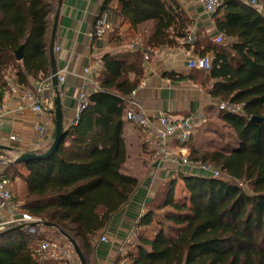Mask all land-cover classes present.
<instances>
[{"label": "trees", "instance_id": "1", "mask_svg": "<svg viewBox=\"0 0 264 264\" xmlns=\"http://www.w3.org/2000/svg\"><path fill=\"white\" fill-rule=\"evenodd\" d=\"M120 1L133 26L154 22L147 46H173L176 38H188L189 19L178 0ZM57 5L58 0H0V92L10 80L28 87L32 78L49 75ZM213 15L225 41L198 54L213 53L211 69L205 71L215 79L212 97L242 106V113L222 117L234 128L236 142L205 152L192 148L191 161L219 174L180 172L168 179L137 219L126 261L117 264H264V13L240 0H223ZM20 47L24 56L19 61ZM102 61L101 89L89 93L87 106L65 127L56 152L26 162L27 174L17 163L6 169L27 185L22 212L57 224L75 239L87 264H92L96 238L140 183L124 171L123 133L126 99L143 72L142 54L108 53ZM10 67L14 71L8 79ZM179 179L189 192L185 201L175 198ZM47 231H0V264H42L33 258V243L54 238Z\"/></svg>", "mask_w": 264, "mask_h": 264}, {"label": "crops", "instance_id": "2", "mask_svg": "<svg viewBox=\"0 0 264 264\" xmlns=\"http://www.w3.org/2000/svg\"><path fill=\"white\" fill-rule=\"evenodd\" d=\"M259 1L264 2V0ZM178 2L189 19L187 35L194 36L193 42H196L193 47L189 46L187 36L175 37L177 45L147 46V40L153 33L154 22L146 21L133 26L131 20L123 14L120 0H62L56 30L55 56L58 72L67 70L66 82L58 85L65 127L76 115L79 93L86 77L85 67H90L97 81L103 69L102 58L108 53L123 56L126 53L134 55L139 51L142 54L143 72L139 77V85L135 89V98L147 113L166 112L176 119L193 116L197 128L207 114V110L215 103L219 104L222 101L213 98L210 93L215 79L207 77L205 73L207 70L191 69L187 65L189 57L199 56L198 53L208 45L218 44L213 41L214 36L220 33L217 30L214 15L208 13L199 0H178ZM57 8L58 5L56 10ZM56 10L52 16V26ZM103 18L110 26L101 37L90 41L88 35L95 30L97 21ZM51 34L52 27L50 39ZM57 47L59 50L56 49ZM205 55L212 58L213 53L207 51ZM180 75L193 76V78L181 80L178 78ZM131 78H136L135 74H132ZM37 81L32 78L30 85L25 87L10 80L8 86L1 91L5 109L2 117L0 145L11 148L0 147V153L12 159L11 164H15V158L26 151L38 153L46 151L54 139L55 99L57 98L54 87L48 93L50 104L41 116L33 110L30 102L24 99L26 92L35 91ZM141 83L144 85L140 86ZM124 120L123 136L127 149L124 171L138 177L140 183L129 202L113 215L106 230L96 238L92 264H117L126 261L125 255L133 248L136 240L134 226L137 219L144 214L146 206L155 198L164 183L174 178V174L207 173L200 168L192 169L190 165L182 162V155L189 156L192 148L198 149L196 143L193 146H190L188 142L171 143L170 148L176 155H173V160H166L162 157L149 131L127 120L125 114ZM40 122L48 129L45 136H41L38 131ZM11 134L16 135L18 140H11ZM130 149L137 152L139 164L129 162ZM16 165L17 168L21 167L19 171L27 174L25 163ZM11 174L9 169L7 176L13 183L17 177L13 179ZM13 186L15 197L5 208H0V223L6 222L12 214L23 213L20 208L23 201L19 195L23 192L22 196H26L27 185L22 181V191H19L14 184ZM188 196L189 192L185 188L181 189L180 195H177L175 190L177 201H185ZM10 226L4 225L0 228L6 229ZM42 228L51 229L44 226ZM52 229L57 232V229ZM141 231L149 233L146 228H142ZM103 234L107 236L108 241L101 240ZM57 239L67 245L63 236ZM39 242L36 241L33 246L36 247ZM41 262L42 264H63L59 259Z\"/></svg>", "mask_w": 264, "mask_h": 264}, {"label": "built area", "instance_id": "3", "mask_svg": "<svg viewBox=\"0 0 264 264\" xmlns=\"http://www.w3.org/2000/svg\"><path fill=\"white\" fill-rule=\"evenodd\" d=\"M204 6L205 10L214 14L221 6L223 0H199ZM244 4L250 5L260 12H264V2L259 0H240ZM110 25L107 23L106 19H99L96 23L95 30L88 35L90 41H94L96 37H101L106 29ZM187 41L192 43L194 41V36L192 34L188 35ZM213 41L221 44L224 43L225 38L222 33L216 34ZM59 50V48H56ZM187 65L191 69L209 70L212 66V58L209 55L204 56H192L187 60ZM66 72H58V83L59 85L66 82ZM84 73L86 75L84 86L81 89L78 97V105L76 110V115L72 122H76L79 118L80 112L88 104V96L91 91L100 90V86L95 80L92 70L90 67H85ZM141 83L140 86H143ZM53 88L52 85V75L46 78L38 80L36 83V89L34 92H26L24 99L30 102L33 110L41 116V114L46 111L50 104V98L48 93ZM136 90H134L131 95L126 99L128 103V108L125 111V117L127 120L136 123L140 127L151 133V136L160 149L162 157L166 160H173L176 155L170 148V144L173 142L187 143L193 136L196 125L193 116H189L183 119H176L166 112L158 113H147L143 108L141 103L136 101L135 98ZM220 108L224 112L229 113H240L242 112V106L229 103L227 101H220ZM4 99L0 92V132L3 126V113H4ZM38 131L41 136H45L48 133L47 127L40 122L38 126ZM10 139L13 141L18 140L16 135L11 134ZM12 159L6 155L0 153V208H5L9 205L14 197V186L10 178L7 176V166L11 164ZM182 162L188 164L192 169L200 168L206 172L218 175L219 171L214 170L207 164H195L191 161L188 156L182 155ZM40 219L30 216L28 213H21L20 215L12 214L11 217L3 223H0V227L4 225H16L24 222L38 221ZM42 226H27L28 232L36 234L41 231ZM102 241H108L106 235L101 236ZM33 258L39 261H45L49 259H59L63 264H76L74 257L72 255V250L68 245L64 244L62 240L57 238L43 239L33 250Z\"/></svg>", "mask_w": 264, "mask_h": 264}, {"label": "water", "instance_id": "4", "mask_svg": "<svg viewBox=\"0 0 264 264\" xmlns=\"http://www.w3.org/2000/svg\"><path fill=\"white\" fill-rule=\"evenodd\" d=\"M62 4V0H58V8L56 10L55 16H54V23L52 26V34H51V39H50V44H49V55H50V62H51V75H52V85L54 87V89L57 92V98L55 99V122H56V128H55V135H54V139L50 145V147L41 153L38 152H31V151H26L24 153H22L21 155H19L18 157L15 158L14 162L15 163H26L29 161H33V160H40V159H45L48 158L50 156H52L56 150L59 147V144L62 140L63 134H64V130H65V126H64V114H63V109H62V103H61V99H60V94L58 91V68H57V62H56V56H55V43H56V30L58 27V19H59V7ZM23 47H20V49H18L16 51V58L17 60H22L23 59ZM252 120L254 121H263L262 118L258 117V116H253ZM0 147L2 148H11L8 146H4V145H0ZM27 226H44V227H51V228H55L57 229L60 234L70 242L75 255L78 258L79 264H87L86 263V259L84 254L82 253L79 245L77 244V242L75 241L74 238H72L69 234H67L62 228H60L57 224L52 223V222H43L41 220L38 221H31V222H24V223H20V224H16V225H11L10 227L3 229V231H8V230H12V229H19V228H26Z\"/></svg>", "mask_w": 264, "mask_h": 264}, {"label": "rangeland", "instance_id": "5", "mask_svg": "<svg viewBox=\"0 0 264 264\" xmlns=\"http://www.w3.org/2000/svg\"><path fill=\"white\" fill-rule=\"evenodd\" d=\"M13 67H10L7 71V74L5 75L6 77L10 76L13 72ZM220 104L215 103V105H212L211 108L207 110V114H205V117L202 118L201 123L199 126H197L196 131L194 132L193 136L191 137L190 141H188V144L190 146L198 145V149L201 152H205L207 150H213L216 149L217 147L225 146L227 144L234 143L236 142V133L234 128L227 122H225L222 117L225 114V112L219 107ZM242 113V112H241ZM129 151V162H133V164H139V159H138V154L137 152H134L135 150L130 149ZM136 156V157H135ZM130 163V164H131ZM20 170V166H18ZM174 178H177L178 173L174 174ZM141 177V175H140ZM13 184L16 186L19 191H22V180L17 177L13 181ZM185 188L184 182L181 180L177 181L176 185V194L180 195L181 189L183 190ZM23 192L20 193L19 198L23 201L24 196H22ZM22 196V197H21ZM4 228H0L2 231ZM55 231L52 228L50 231H47L45 235L54 237V238H62V235L59 234L60 232L57 230L58 234L51 232ZM61 235V237H60ZM68 247L71 248L72 250V255L74 257L75 263L79 264L78 258L75 255V252L68 240H66Z\"/></svg>", "mask_w": 264, "mask_h": 264}]
</instances>
